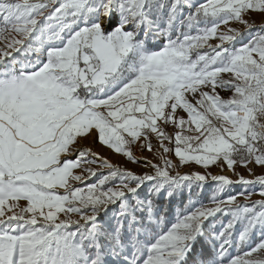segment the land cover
<instances>
[{"label": "snow or ice", "instance_id": "1", "mask_svg": "<svg viewBox=\"0 0 264 264\" xmlns=\"http://www.w3.org/2000/svg\"><path fill=\"white\" fill-rule=\"evenodd\" d=\"M255 15L264 0H0V264H264Z\"/></svg>", "mask_w": 264, "mask_h": 264}, {"label": "rangeland", "instance_id": "2", "mask_svg": "<svg viewBox=\"0 0 264 264\" xmlns=\"http://www.w3.org/2000/svg\"><path fill=\"white\" fill-rule=\"evenodd\" d=\"M252 19L257 23H261L262 21H264V17H261L260 15H255L252 17ZM231 27H234V28H240V29H243V25H240L238 23H231L230 25ZM221 29L224 30V27L221 26ZM210 43H217L216 40H211ZM222 96L224 97H227L229 95V93L227 91H221L220 93ZM189 99H191V97H189ZM177 115L178 116H184L185 118H187V114L185 112H183L182 110H177ZM168 132L172 133L174 131V128L172 125H168L167 126V129H166ZM167 143V141L165 142ZM153 144L155 145L156 144V140L155 138L153 137ZM80 146L82 147H89L91 148L94 152H97L99 153L101 156L103 157H107L113 164H117L121 167H125V168H129L133 171H136V172H140V171H144V170H147V171H151V169H145L143 167V163H133L132 161H129L126 157H124L123 155H120V154H116L115 152H113L111 149H109L108 147L100 144L99 142H97L93 137H88L86 139H83L81 140L80 142ZM133 151L135 153V155L137 157H141V158H147L149 160H152L153 162H158V157L154 156V154L152 152H149L147 150L145 151H141L139 149V145H136L134 146L133 148ZM173 161H176L178 162V158L175 157V155L173 154L171 157H170ZM93 167H97V165H92ZM254 171L257 173V174H260L262 171H264V169H261L257 166H252ZM192 168L194 170H199V171H203V169L199 168V166H195L193 165ZM181 172H184V171H187L188 169L187 168H180L179 169ZM237 170L240 171L241 173H243L244 175H248L246 169H244L243 167L241 166H237ZM210 171L213 173V174H221V169L219 167H211L210 168ZM223 174H227V175H231V173L225 168L223 170ZM235 178V177H233ZM233 192H236V191H239V189H232ZM185 195L187 196V193H185ZM210 195V192L209 193H205L204 196H203V199H204V202H207V196ZM259 195L258 194H254L252 196V199H259ZM188 199V196L186 197V201ZM185 201V202H186ZM22 204L24 203L23 201L21 202ZM174 206H176L178 204V201H174L173 202ZM182 206V205H180Z\"/></svg>", "mask_w": 264, "mask_h": 264}, {"label": "trees", "instance_id": "3", "mask_svg": "<svg viewBox=\"0 0 264 264\" xmlns=\"http://www.w3.org/2000/svg\"><path fill=\"white\" fill-rule=\"evenodd\" d=\"M186 197H187V196H186V195H184V197H183V200H184V202L186 201Z\"/></svg>", "mask_w": 264, "mask_h": 264}]
</instances>
